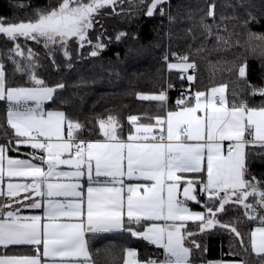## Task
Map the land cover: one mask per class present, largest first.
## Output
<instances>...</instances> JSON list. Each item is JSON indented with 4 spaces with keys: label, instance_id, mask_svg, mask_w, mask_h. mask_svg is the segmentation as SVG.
Returning <instances> with one entry per match:
<instances>
[{
    "label": "snow or ice",
    "instance_id": "1",
    "mask_svg": "<svg viewBox=\"0 0 264 264\" xmlns=\"http://www.w3.org/2000/svg\"><path fill=\"white\" fill-rule=\"evenodd\" d=\"M118 2L57 0L54 7L35 10L27 22L0 18V34L13 42L20 37L42 42L50 51L58 45L69 59L68 44L75 40L80 48L92 46L90 56L95 57L104 44L97 37L93 45L88 32L99 11L109 6L115 11ZM165 2L151 0L146 14L152 16L159 7L164 15L160 6ZM214 8L209 4L208 17H214ZM201 27L211 33V25L201 23ZM124 35L118 34L117 40ZM249 37L264 41V36L253 33ZM217 40L229 43L223 37ZM15 57H23L26 62ZM35 57L31 49L25 55L18 43L8 51L15 71L32 82L29 87L7 86L6 70L0 63V100L8 102L5 122L12 130L11 136L4 133L9 143L0 144V181L9 178L7 191L0 189V196L8 201L0 204V246L31 245L35 252L22 256L0 253V264H95L87 234L113 230L126 231L162 250L155 258L140 261L135 250L124 249L123 264H192L193 248L188 242L199 250L201 246L194 237L216 226L234 234L244 252L250 249L264 264V180L255 175L249 178L247 164L250 149H264V101L252 105L235 91L229 99L228 86L221 84L188 95L182 92L173 110L168 107L166 90L137 93L139 100L158 102L163 114L147 117L148 123L140 122L136 115L128 116L134 131L129 130L127 140L121 138L115 116L98 119L105 140L89 141L79 138L83 125L78 121L63 111L45 112L41 107L64 85L49 87L37 78ZM177 59L182 62L167 63V68L179 70L181 79L195 82L197 65L189 62L188 56ZM246 67V62H233L238 78L245 81ZM189 69L193 74L186 75ZM247 87L251 89L249 96L264 97V87ZM29 101L33 102L31 106ZM20 145H30L42 154L37 156L33 151L31 160L7 155L9 151L18 152ZM61 165L70 170H61ZM85 176L86 196L80 183ZM12 178L25 181L11 182ZM22 193L23 199H16ZM188 202L201 205L204 211L191 210ZM229 204L241 206L247 220L258 221V226L242 233L236 226L238 221L220 222L218 214ZM21 208H42L43 216L21 215ZM188 221L196 224V231L189 230ZM231 264L250 261L241 256Z\"/></svg>",
    "mask_w": 264,
    "mask_h": 264
},
{
    "label": "trees",
    "instance_id": "2",
    "mask_svg": "<svg viewBox=\"0 0 264 264\" xmlns=\"http://www.w3.org/2000/svg\"><path fill=\"white\" fill-rule=\"evenodd\" d=\"M56 3L57 0H0V18L9 22H27L35 10L54 7ZM149 3L151 0H144L143 3L136 0L134 5L130 2L117 5L115 11L111 7L101 9L95 16L93 36L103 39L104 48L92 57L87 54L85 47L78 53V48L74 50L68 45L67 50L72 52L68 67L62 66L60 53L56 59L51 57L53 50L42 47L41 43L23 37L17 39L25 55L28 49L36 53L37 78L49 87L64 85L56 90L52 99L45 102L42 108L63 111L69 118L82 124L83 129L78 133L80 139L103 138L97 120H106L109 115L119 120L118 131L124 139L132 129L128 116L136 115L140 122L148 123L147 117L163 114L158 102L139 100L137 93L158 94L166 90L168 107L176 109L175 102L182 92L188 95L226 84L229 99H232L231 94L235 91L252 105L264 101V97L259 95L249 96L251 89L247 87L248 84L264 87V41L250 40L249 37V33L257 37L264 36V0H168L160 6L164 8L165 14L161 15L158 7L152 16L146 14ZM209 4L215 5L212 18L207 16ZM201 23L211 25L210 34L204 31ZM120 33L126 35L117 40ZM217 37H223L229 43L218 41ZM7 42L13 44L12 40L0 34V61L6 70L7 86H33L27 75L15 71V65L8 59L9 50L3 48ZM39 54L41 57L37 60ZM183 56H188L189 62L197 65L193 83L186 78L178 80L177 75L181 72L167 68V63L182 62L177 57ZM18 58L23 60V57ZM233 62H246V81L238 78ZM188 73L193 74V71L189 69ZM169 84L173 87L169 88ZM8 107L6 100H0L1 144L9 143L5 131L8 136L12 135V130L5 122ZM33 151L37 156L42 154L25 145H20L18 152L9 151L7 154L31 158ZM247 164L249 178L255 175L259 180H264V149H250ZM189 205L195 210L204 211L199 204L190 202ZM243 213L241 206L229 204L225 212L218 214V219L224 223L238 221V229L247 233L259 222L248 221ZM187 226L189 230H197L193 222H188ZM194 239L201 247L196 250L188 242V246L193 248L192 264L235 260L241 256L248 259L250 264H260L250 249L244 252L234 234L219 226L206 230ZM87 241L95 264H123L124 249L127 248L135 249L140 261L156 257L160 252L142 238L132 237L123 230L88 233ZM0 252L28 253L34 250L33 247L19 250L18 247L9 246L6 249L0 247ZM232 252L240 255L233 257L230 255Z\"/></svg>",
    "mask_w": 264,
    "mask_h": 264
},
{
    "label": "crops",
    "instance_id": "3",
    "mask_svg": "<svg viewBox=\"0 0 264 264\" xmlns=\"http://www.w3.org/2000/svg\"><path fill=\"white\" fill-rule=\"evenodd\" d=\"M1 63V62H0ZM175 63H180V62H175ZM47 101H49V100H45V101H43L42 102V104H41V107H42V105L45 103V102H47ZM28 104L31 106L32 104H33V102H31V101H29L28 102ZM44 110V109H43ZM173 110H175V109H173ZM45 112H49V111H56V110H44ZM143 123H145V122H143ZM155 123V120H154V122H153V124ZM133 131H134V129H132ZM128 136V135H127ZM41 139H43V138H41ZM97 140H99V141H104L105 140V137H103V138H100V139H92V140H89V141H97ZM124 140H127V137L126 138H124ZM1 144V143H0ZM227 144V142H225V145ZM30 146V145H29ZM8 155V154H7ZM10 156V155H9ZM12 158H18V159H29V160H31V158H27V157H19V156H11ZM34 163H37V164H40L41 162L40 161H33ZM46 165H44V168H45V170H46ZM60 168H61V170H70L69 169V167H66V166H60ZM184 175H187V176H189V175H192V174H184ZM101 179H103V178H101ZM25 181V178H12V180H11V182H24ZM9 182V178L7 177V176H5L4 178H3V180L2 181H0V189H3L5 192L7 191V183ZM28 182H30V178H29V180H28ZM125 182L126 183H143V181H135V180H132V181H128V180H125ZM80 183L83 185V187H84V193H85V196H86V189H87V184H88V181H87V177L85 176V177H82L81 178V181H80ZM23 193L21 194V196L20 197H17L16 199H23ZM180 198H182V196L180 197ZM34 199H39V197H34ZM6 202H8L7 201V198L5 197V196H0V204H3V203H6ZM29 201H25V203H28ZM190 202H188V206L190 207V209L191 210H193V211H198V210H195V209H193L190 205ZM13 207L15 208V207H18L17 205H13ZM200 212H202V211H200ZM20 214L21 215H25V216H31V215H41V216H43V209L41 208V209H32V208H21V210H20ZM188 222H192V221H188ZM187 222V223H188ZM255 227H257V226H255ZM254 227V228H255ZM113 231H119V230H113ZM110 232V231H109ZM153 246H155V245H153ZM0 247H2V246H0ZM9 247V246H8ZM11 247H18L19 248V250H21V248L22 247H33V246H31V245H13V246H10V248ZM156 247V246H155ZM157 248V247H156ZM158 249V248H157ZM15 250V249H14ZM133 250H135V249H133ZM136 251V250H135ZM159 251L160 252H162V250L161 249H159ZM1 253V252H0ZM7 255H16V256H22V255H34L35 254V252H28V253H23V252H8V253H6ZM235 260H239V259H235ZM233 260H213V261H209V262H211V264H220V262H223V264H231V262H232ZM209 262L207 263V264H209Z\"/></svg>",
    "mask_w": 264,
    "mask_h": 264
},
{
    "label": "rangeland",
    "instance_id": "4",
    "mask_svg": "<svg viewBox=\"0 0 264 264\" xmlns=\"http://www.w3.org/2000/svg\"><path fill=\"white\" fill-rule=\"evenodd\" d=\"M137 1H140V0H137ZM127 2H130V3H132V5H134L135 4V2H136V0H120V2H118L117 3V5L118 6H120V5H123L124 3H127ZM128 7H129V5H128ZM107 8H110V6L109 7H107ZM112 8V7H111ZM88 36H89V39L92 41V44L94 45V44H96L97 43V37H100V36H93V28H91L90 30H89V32H88ZM101 38V37H100ZM22 39H25V38H22ZM26 40V39H25ZM100 43H103V39L101 38L100 39V41H99ZM16 43H18L19 45H20V43H19V41L17 40V41H15V42H13V44H11L10 45V42H7L5 45L6 46H4L3 48L6 50H9V49H12L14 46H15V44ZM41 44H42V47H44V45H43V43L42 42H40ZM68 45H70V48L71 49H74V50H76L77 48H78V53L80 52V50L82 49V48H80L79 46H78V44L75 42V40H71V41H69V44ZM9 46H10V48H9ZM21 46V45H20ZM85 48H86V52H87V54L88 55H90V52L93 50V47L92 46H90V45H87V44H85V46H84ZM83 47V48H84ZM21 48H22V46H21ZM51 50H53V52H51V55H53V56H51V57H55L56 59H58V55H59V53L61 54V64H62V66H65V67H68V66H70V61H69V58H66L65 56H64V50L63 49H61L58 45H56V46H52V49ZM69 51V50H68ZM8 52V51H7ZM69 53H70V56H71V54H72V52H70L69 51ZM0 55H1V53H0ZM40 57H41V54H39L38 55V58H37V60H39L40 59ZM1 59V58H0ZM16 59H17V57H16ZM18 60H20L22 63H24V58H23V60L21 59V58H18ZM1 62V61H0ZM54 64H58V63H54ZM186 75H190L189 73H187ZM143 94H147V93H143Z\"/></svg>",
    "mask_w": 264,
    "mask_h": 264
},
{
    "label": "built area",
    "instance_id": "5",
    "mask_svg": "<svg viewBox=\"0 0 264 264\" xmlns=\"http://www.w3.org/2000/svg\"><path fill=\"white\" fill-rule=\"evenodd\" d=\"M168 0H166V2H167ZM164 9V8H163ZM159 12H160V10H159ZM181 77V74H179V75H177V79L178 80H183V79H181L180 78ZM188 88V87H187ZM180 89H182V86L180 87ZM180 97V95H178V97H177V99ZM183 198V197H182ZM152 258H155V257H152Z\"/></svg>",
    "mask_w": 264,
    "mask_h": 264
},
{
    "label": "water",
    "instance_id": "6",
    "mask_svg": "<svg viewBox=\"0 0 264 264\" xmlns=\"http://www.w3.org/2000/svg\"><path fill=\"white\" fill-rule=\"evenodd\" d=\"M61 166H66V167H69V166H67V165H61Z\"/></svg>",
    "mask_w": 264,
    "mask_h": 264
}]
</instances>
